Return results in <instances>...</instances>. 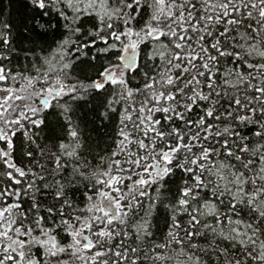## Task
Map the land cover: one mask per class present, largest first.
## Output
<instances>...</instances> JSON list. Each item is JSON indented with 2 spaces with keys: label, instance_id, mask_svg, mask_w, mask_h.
Listing matches in <instances>:
<instances>
[{
  "label": "snow or ice",
  "instance_id": "snow-or-ice-1",
  "mask_svg": "<svg viewBox=\"0 0 264 264\" xmlns=\"http://www.w3.org/2000/svg\"><path fill=\"white\" fill-rule=\"evenodd\" d=\"M0 264H264V0H0Z\"/></svg>",
  "mask_w": 264,
  "mask_h": 264
}]
</instances>
